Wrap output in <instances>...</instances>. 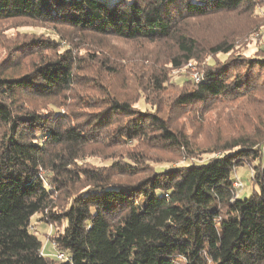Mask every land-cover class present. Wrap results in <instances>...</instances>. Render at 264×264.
Masks as SVG:
<instances>
[{
  "label": "trees",
  "instance_id": "trees-1",
  "mask_svg": "<svg viewBox=\"0 0 264 264\" xmlns=\"http://www.w3.org/2000/svg\"><path fill=\"white\" fill-rule=\"evenodd\" d=\"M257 8V0H0V22L31 20L56 34L26 37L0 65V264H264V58L216 60L235 52L242 17L264 24ZM217 14L238 20L222 38L202 36ZM113 40L164 49L127 56ZM33 55L41 59L28 72L8 73ZM208 56L202 80L183 81L166 108L172 70ZM142 98L153 110L136 106ZM187 117L202 119L198 136L179 126ZM208 148L220 154L195 158ZM160 152L184 162L158 168ZM242 165L254 185L244 198L235 187ZM38 214L68 259L53 245L42 253Z\"/></svg>",
  "mask_w": 264,
  "mask_h": 264
},
{
  "label": "rangeland",
  "instance_id": "rangeland-1",
  "mask_svg": "<svg viewBox=\"0 0 264 264\" xmlns=\"http://www.w3.org/2000/svg\"><path fill=\"white\" fill-rule=\"evenodd\" d=\"M258 3V8H257V13L264 15V6H262L264 4V0H257ZM243 19H241V23H240V27L238 30V37L235 39V44H236V48H235V52L233 54H231V56H227V55H219L216 57V60H224L225 58H231V57H235V58H243V57H252V58H264V24L261 26H257V23H255L256 20H253V16L251 15L250 19L249 18H245L242 17ZM210 19V21L201 27V29H199V31H201V33L204 35L209 36L208 39H215V37H219L222 38L225 34V32L227 31L226 27H228V24H234L236 22V20H238V18H234L233 16H229V15H221V14H217L214 16H211V18H207ZM255 23V24H254ZM43 26L40 25V23H37L35 21H31V20H12V21H4V22H0V65L3 63V61L5 59H12L13 56H18L19 53L21 52V46H19V41H22L23 39H25L26 37L30 38V37H43V38H52V37H56V34L53 33L52 31L55 28H52L49 26V24H42ZM211 27V28H210ZM17 44V45H16ZM108 44L110 45L109 47L115 46L117 47V49L121 52H123V54L125 55H135V54H140L143 52H160L164 49L162 44H158V43H149L147 41H142V42H138V43H124L120 40L118 41H112V42H108ZM62 46H66V42L62 41ZM19 49V50H18ZM18 50V51H17ZM82 53L84 55L87 54V50L82 51ZM37 54V53H36ZM41 55V54H40ZM40 55H36L34 56V58H29V59H25L21 64H20V69L18 70H13V69H9L8 73H12L14 71L18 72L17 74H23L25 72H28L30 70V68H28V66L30 64H32L34 62V60L36 59H41ZM41 56H44L41 55ZM40 57V58H39ZM215 57L213 56H208L205 58V60L203 61V59H200L202 61H194L191 60L188 62V64L179 70H172L171 72V82H170V89L169 91L166 93V100H164V104L165 107L166 103L171 102L173 100V95H175V93H177L178 91H181V86L180 84L183 83V81H188V80H194L196 83H198V81H196L195 77H203L202 72H200L201 67L205 65V63H209L214 62ZM201 62V63H200ZM205 62V63H204ZM16 66H19L16 65ZM7 70V69H4ZM201 76V77H200ZM116 84L118 85V87L120 89H122L124 91V93L128 96H134V94L136 93V89H132V88H126L125 87H120V80H115ZM173 85V86H172ZM164 99V98H163ZM150 101V100H149ZM166 102V103H165ZM33 106H35V104L38 105V107H41V105H43V103H41V101L38 103V101H36L35 103L32 102ZM150 103V104H149ZM149 103H147L143 98L136 104V106H138L139 108L145 110V109H152L153 110V106L155 105L154 102L150 101ZM47 105V104H45ZM223 107H220L218 111H220ZM228 110H225L224 113H227ZM216 114V111H215ZM214 113L212 114H207V117L209 116V118H213L215 116ZM204 118V116L202 117V119ZM189 119H193L191 117H187V118H182L181 120H179V126H182L184 128V130L186 132L189 133H194L195 135L198 136V132L200 130L201 127V123H202V119L197 118V121H193V120H189ZM204 120V119H203ZM206 121L204 120V123ZM224 134V133H223ZM210 144L214 145V139L213 137L209 140ZM135 144L132 146L134 147ZM209 147V146H208ZM197 157H195L197 160H208L212 157L218 156L220 154L219 151H213L212 148H208V150H199L197 151ZM154 160H159L161 161L160 163H156L155 166L158 168L161 167H169L170 165H175V164H181L184 161L180 158H176L174 156L171 155H166L163 152H160L159 155H156L153 157ZM86 161L89 162H95V163H100V164H105V162H103L102 160H100L98 158V160L94 159V158H88L86 159ZM168 161H172V163H169ZM253 171L252 169L248 166V165H242L240 167L237 168L236 171V178L239 180V189L238 190V195L240 198H244L246 196H248L252 191H253V182L251 180V175H252ZM33 225H35V228L37 230V234L38 236L43 240V243L45 245L44 250L47 251V253L49 254H53L54 250L52 248L51 243H49L48 240V235L52 234L54 232L52 226H50L49 224L45 223L42 220V214H38L33 221ZM49 243V244H48Z\"/></svg>",
  "mask_w": 264,
  "mask_h": 264
},
{
  "label": "built area",
  "instance_id": "built-area-1",
  "mask_svg": "<svg viewBox=\"0 0 264 264\" xmlns=\"http://www.w3.org/2000/svg\"><path fill=\"white\" fill-rule=\"evenodd\" d=\"M201 77V76H200ZM195 79H196V81H198V82H200L201 80H202V77L201 78H199V77H195ZM238 179H237V181L235 182V187L237 188V189H239V183H238ZM52 245H53V248L55 249V256L58 258V259H61V260H64V259H68L69 258V255H68V253H66L65 251H59V250H56V245H55V243H52ZM43 250H44V248L42 249V253H43Z\"/></svg>",
  "mask_w": 264,
  "mask_h": 264
}]
</instances>
